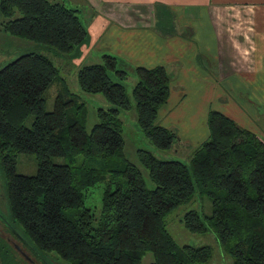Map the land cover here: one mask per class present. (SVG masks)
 Listing matches in <instances>:
<instances>
[{
	"label": "trees",
	"instance_id": "16d2710c",
	"mask_svg": "<svg viewBox=\"0 0 264 264\" xmlns=\"http://www.w3.org/2000/svg\"><path fill=\"white\" fill-rule=\"evenodd\" d=\"M81 10L56 0H0L3 31L70 57L88 37ZM111 54L77 74L81 91L102 95L110 104L98 109L88 130L86 104L79 101L59 68L46 55L28 53L0 70V162L14 222L23 228L37 255L56 253L72 264H203L209 247L180 246L165 219L207 196L212 213L189 211L182 220L193 234L211 229L232 264H264V138L242 128L216 110L207 117L208 138L196 148L190 164L164 161L139 150L138 161L154 187L148 188L139 167L125 158L120 111L132 105L123 82L127 71ZM133 89L137 123L158 150L181 145L175 131L158 123L169 101L171 78L163 66L137 67ZM61 82L53 111H46L45 92ZM33 116L30 127L25 120ZM31 154L38 171L18 174L17 157ZM65 158L56 164L52 158ZM82 157L83 163L76 164ZM98 165H94L95 163ZM103 184L99 217L85 207V194ZM122 177L123 181H115ZM1 264H19L12 248L0 240Z\"/></svg>",
	"mask_w": 264,
	"mask_h": 264
},
{
	"label": "crops",
	"instance_id": "0c3cea01",
	"mask_svg": "<svg viewBox=\"0 0 264 264\" xmlns=\"http://www.w3.org/2000/svg\"><path fill=\"white\" fill-rule=\"evenodd\" d=\"M78 2L91 16L85 20L88 37L70 58L81 67L100 63L105 54L116 56L124 71L165 67L171 88L158 123L179 128L189 149L208 138L210 110L243 127L251 116L264 115L250 106L248 116L230 98L245 106L239 97L249 96L264 105V0ZM225 88L232 92L228 103Z\"/></svg>",
	"mask_w": 264,
	"mask_h": 264
},
{
	"label": "rangeland",
	"instance_id": "374dc122",
	"mask_svg": "<svg viewBox=\"0 0 264 264\" xmlns=\"http://www.w3.org/2000/svg\"><path fill=\"white\" fill-rule=\"evenodd\" d=\"M63 4L67 8L74 9L78 8L81 10L80 18L85 25V20L87 16H91L90 10L83 2H78V0H56ZM3 19L0 16V70H2L6 65L16 60L18 57L28 54V53H39L48 56L54 64L59 68L61 76L65 78L71 92L78 97L79 101L86 104L87 117L86 126L88 130L97 122V111L98 109H108L110 104H108L102 95H88L81 91L78 85L77 74L82 68L78 66L76 62L70 57H61L56 55L53 51L45 49V47L37 45L35 43L18 39L9 35L3 31L2 28ZM127 69L123 64L119 63L118 70ZM133 70L127 71L128 77L123 82L119 81L118 77L113 74V80L115 82H120L124 85L129 101L132 108L128 111H120V119L123 123V138L125 141V158L130 163L136 165L140 168L143 173L146 185L148 188L152 189L154 187L152 181L149 179V175L146 169L142 167L138 161L137 153L139 150L149 151L157 158L164 161L177 160L181 161L187 165L190 164L191 158L193 156L192 149L186 146V143H181V145H174L170 151H161L156 149L151 142L143 135L137 123L136 115V104L133 97V89L137 82V76ZM61 82H55L47 91L45 92L46 99V111L51 112L55 107L56 97L60 90ZM232 92H229L225 88L223 93L224 102H229L228 96ZM233 96V95H232ZM245 96V95H244ZM237 106L242 107L243 111L250 116L253 110H258L264 113V105L259 99V103L252 100L249 96L239 97V99L244 100L245 106H243L237 98L230 97ZM203 103V102H202ZM189 105V104H188ZM224 110L228 111L227 107ZM226 112V111H225ZM230 112V111H229ZM233 119L231 116H229ZM33 116H29L24 125L27 127L31 126ZM237 123V122H236ZM248 125H240L242 128L254 131L264 138V115L257 113V119L251 116L250 123L244 122ZM238 124V123H237ZM239 125V124H238ZM176 133L179 132V128H170ZM179 134V133H178ZM181 138V137H180ZM182 140V139H180ZM194 148L196 147L192 145ZM52 161L56 164H67L68 161L65 158H52ZM83 163V158L78 157L76 164ZM94 165H98L96 162ZM16 171L18 174L26 176H34L38 171V165L36 158L31 154H20L17 157ZM110 173L107 175L106 182L102 183L100 186H96L90 189L89 192L85 194V207L91 209L96 217H99L100 207H101V197L103 184H106L111 178ZM122 177H117L115 181H123ZM189 211H196L200 215L209 216L212 213V203L207 196H200L196 193L195 197L188 205L180 206L175 209L170 215L165 219V224L167 231L180 246H192V247H209L211 250V258L208 262L203 264H232V259L230 255L224 252L221 248L216 234L209 229L205 234H193L189 232L183 225V218ZM0 240L6 242L13 250V255L19 264H72L61 259L56 253H43L40 256L31 250L30 244L28 242L27 235L25 234L22 227L14 222L11 216L9 202L7 197V179L0 162ZM153 257L151 254H147L143 259L144 264L151 263ZM0 260V264H1Z\"/></svg>",
	"mask_w": 264,
	"mask_h": 264
}]
</instances>
